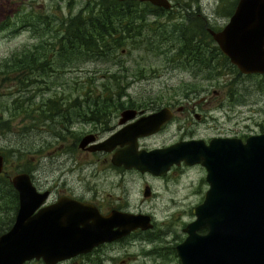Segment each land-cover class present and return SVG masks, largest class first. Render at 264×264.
<instances>
[{"label":"rangeland","instance_id":"rangeland-1","mask_svg":"<svg viewBox=\"0 0 264 264\" xmlns=\"http://www.w3.org/2000/svg\"><path fill=\"white\" fill-rule=\"evenodd\" d=\"M103 2L105 0H0V68H5L3 62L6 60L8 61L5 63H13L32 49H34V54L37 52V56L41 52L50 54L57 49V46L52 49V45L57 44L55 39L62 35L64 23L68 22V19L72 20L74 17L87 19L79 24V28L81 30L93 29L94 20H98L94 18V15L101 14ZM174 2L176 1L174 0ZM181 2H185V0H181ZM175 6L177 11L172 12L171 15L161 13L159 18L151 15L149 17L152 22L151 26L144 28V25L142 33L136 32L131 37L125 36L119 45L109 46L107 50L103 48L102 51L107 54L102 58L86 56L77 62L78 58L75 57L73 63L67 61V64L62 62L63 58H55L56 69L52 72L50 70L35 72L38 79L28 85L27 89L22 83L23 76H17L18 72L7 76L5 73H1L0 149L7 153L9 159L5 164V176L18 170L37 168L40 172L33 169L35 170L34 174L39 173L41 180L47 183V179H50L52 174L43 172V170L56 166H59L58 168L65 167L63 164L65 154L60 153L57 156L58 163H53L52 155L60 152L66 134L70 132L69 136L74 137L82 130L93 128L91 123L70 127L64 119L63 108L67 96L69 98L72 90L75 89H93L95 91L129 89L134 94V98L147 100V98L154 99L165 93L166 90L200 88L203 82L207 83L205 76H235V80L231 78L233 86L223 103L230 109L226 112L228 116L217 110L216 121L211 120L206 124H201L194 129L195 131L179 129L175 121L168 125L164 131L150 139L147 138L146 141L151 142L149 144L167 145L183 135L191 134V132L200 135H212L218 132L247 135L263 130L264 74L241 75L238 74L237 68L230 66L227 69H220V73H215L207 71V68L200 69V67L190 64L192 60H188L189 56L192 58L200 56L181 49V45L184 43L183 39L187 38L192 30L200 33L201 27L197 28L193 24L197 18H193L190 6L184 12H180L182 8L178 9L177 5ZM185 12L187 15L184 14ZM210 18L212 27L217 29L222 28L229 19V17L220 14L212 15ZM168 19L169 21H167ZM201 19L204 22V19ZM160 20L163 21L162 24L168 22V26L163 27ZM82 35L86 36V34ZM116 35L118 34L116 33ZM43 46H49V49L44 50ZM201 48L202 52H206V45L200 44L199 49ZM199 51L201 52V50ZM178 52L186 56H178ZM60 53L63 57L62 51ZM214 55H217L216 51ZM15 56L17 58L11 59ZM27 58L25 57V59ZM102 76H106V78ZM226 79L228 78H221V80ZM239 82H242L243 85L236 87V83ZM61 93L67 96L64 97L62 94L60 97ZM51 99H56L61 104L59 106L57 103L58 110H53V114L59 111L58 115H52V112L46 109L45 103L48 104ZM211 124L216 127L210 128L208 125ZM66 128L70 130L67 131ZM95 168L98 169L100 177L101 172L110 169L111 166L98 161ZM184 169V174L178 171L172 172L177 175L174 180L172 177L170 181L167 176L165 177L168 178L167 180L155 183V190L161 191L162 194L158 197L147 196V198H144L141 188L146 178L150 179L148 175L146 177L139 173L123 174L109 170L106 171L105 176L109 174L106 177L108 181L111 176L114 180L121 181L120 187L116 186L113 194L114 197L116 194L122 196L119 199L120 203H125L126 200L130 203V212H147L153 215L157 229L152 232L148 231L147 235L157 236L158 241L162 239L159 236H166L168 246H172L185 235L182 228L194 218L193 205L198 200H202L208 187L205 180V168L202 165L194 164ZM108 181L100 187L103 189V194H107L110 190ZM147 181L149 182V180ZM172 181H177V189L172 188ZM174 195L183 196L181 203L166 205L165 198ZM130 197L141 200V206L136 204L132 207ZM0 205V224L3 225V222L12 217L15 212L13 209H9L7 202L2 204L0 202ZM138 237L135 235L118 244L120 250L119 253H116L112 264H180L179 258L172 248L163 249L161 252L147 253V243L132 242ZM105 263L111 264L110 261Z\"/></svg>","mask_w":264,"mask_h":264},{"label":"water","instance_id":"water-1","mask_svg":"<svg viewBox=\"0 0 264 264\" xmlns=\"http://www.w3.org/2000/svg\"><path fill=\"white\" fill-rule=\"evenodd\" d=\"M151 1L166 4L165 0ZM210 32L241 72L264 73V0H239L225 25ZM169 117L170 112L163 108L122 126L89 148L115 149L113 164L153 174L182 162L202 165L208 187L202 201L193 207L194 218L183 228L185 237L176 244L180 264H264V132L244 139L189 138L140 148L138 137L154 133ZM92 139L87 135L81 144ZM3 162L0 152V171ZM11 182L18 193V208L11 226L0 233V264H23L34 257L52 264L98 242L151 225L147 213L116 209L98 214L91 222L84 204L69 205L62 198L40 206L47 191H38L27 172H16ZM78 206L80 215L63 213V209L74 211Z\"/></svg>","mask_w":264,"mask_h":264},{"label":"flooded vegetation","instance_id":"flooded-vegetation-1","mask_svg":"<svg viewBox=\"0 0 264 264\" xmlns=\"http://www.w3.org/2000/svg\"><path fill=\"white\" fill-rule=\"evenodd\" d=\"M175 1L176 2H174V0H165V3L167 4L166 5L156 4L151 0H105V2L102 3L103 8L100 11L101 14L94 15V18L98 19L97 21L94 20V23L97 27L103 28L107 26V22L109 21L108 19H111L114 29L118 27L122 31L125 30L126 32H129V35L132 36L134 34L132 33L133 31L142 33V29H140L139 31L138 28L139 23L140 28H143L141 27V24H143V26L145 25L144 28H147V26H151L152 22L149 19L151 15L159 18L161 13H164V15H171L172 12H176L177 9L175 8V5H177L178 9L182 8L180 12H184L190 6L192 8L191 14L193 15V18H197L193 21V24H195L197 28L201 27V31L200 33H198L197 31L192 30L189 36L183 39L184 43H182L181 49H185V47L200 48V44L211 45L215 49L217 43L213 38L210 30H218L221 28L217 29L212 27L210 16L220 14L230 17L233 14L239 0H185V2H181V0ZM186 1L188 2L186 3ZM110 5H112V8L109 7ZM141 5H143L144 7H139ZM184 14L187 15L186 12ZM104 15H107L108 17H103ZM201 18L204 19L205 23ZM73 19L76 18L74 17ZM73 19H68V22L72 21V23H75V20ZM76 20L79 26V24H81L83 21H86L87 19L77 18ZM167 21H169V19ZM162 22L163 21H161V24ZM162 25L163 27L168 26V22H164V24ZM120 30L117 31V34ZM86 32L82 33V30L79 28V33L76 35V38H80V40L78 39V41H73L74 44L72 43L71 46L78 45L81 48L92 46L102 49L112 46L108 42H104V40H85L84 35L82 34ZM195 43L199 44L196 45ZM118 44V41L115 40V45ZM188 52H192L198 56L201 55L199 49L189 50ZM193 59L194 58H192L191 56L188 57V60ZM78 61L79 60H77V62ZM233 68L237 67L234 66ZM238 74L242 75L253 73H243L239 71ZM224 77H227L228 79L221 80V78ZM204 78L206 79L207 83L203 82L200 88L166 90L165 93H162L154 99L147 98V100L134 98V94H132L129 89H102L100 91H95L93 89H75L72 90L71 96L69 98L66 94L61 93L60 97H62V94L64 95V97L67 96L66 104L63 110L65 112L64 119L66 120L68 125H70V127H73L74 125L81 126L85 125L86 123H91L93 128L91 130H82L78 132V134H76L74 137L69 136L70 132L66 134L65 142L62 148L59 150L60 152L52 155L53 163H58L57 156L60 155V153L65 154L63 163L65 164V167L58 168L59 166H56L51 169L43 170V172H48L50 175L52 174V177L50 179H47V183H45L46 181L41 180L39 173L37 175L34 174L33 171L35 170L37 172H40L37 168L18 170L16 172H27L31 178L33 185L38 191H47L46 198L40 206H46L56 203L59 199L62 198H64L63 201H65V203L69 205H72V203L74 202L84 204L88 208L87 220L91 222L95 220V217L98 214L107 215L113 209L130 212V203L127 202V200L125 201V203H120L119 199L122 196L116 194V197H114L113 194L115 189L117 188L116 186L120 187L121 181L119 179L114 180L112 176L108 181L106 177L109 176V174H106L105 176L106 171L112 170L115 173L120 172L123 174H127L130 172L133 174L139 173L146 177L148 175L150 179L146 178L143 183V187L141 188L142 194L143 196H145L144 198H147V196L158 197L162 194L161 191L155 190V183L167 180L168 178H165L167 176H169L170 181L172 180V177L174 180L177 175L172 174V172L178 171L181 174H184V168L190 167V165H186L183 162L179 165L173 164L167 171L161 174H153L150 171H139L138 169L133 167L126 168L123 165L113 164L111 162V157L115 149H90L89 146L103 140L122 126L134 122L137 119L151 113L158 112L163 108L168 109V111L170 112L169 119L163 122L160 128L154 133L138 137L140 148L144 147L149 149L165 145L149 144L151 142H147L146 139H150L161 131H164L168 125L173 124L175 121L177 122V126L179 129H190L191 131H195L194 129H196L201 124H206L211 120L216 121L217 110H220L221 113H224V115L228 116L226 112L230 111V109H228V107L223 103L224 98L226 97L227 93L230 92L231 87L233 86L232 79L235 80V76H205ZM237 85L240 86L243 85V83H236V87ZM55 100L56 99H51L48 103L50 105H53V107L58 110L56 107L57 105L55 104L59 102ZM126 110H129V112L123 114V112ZM58 113L59 111L54 112L53 115H58ZM129 114L130 117H125L127 115L129 116ZM225 120L229 121V119L226 118ZM208 126L210 128L216 127L214 124ZM66 129L67 131L70 130L69 128ZM260 132H264V129L260 130ZM87 135L93 136V139L89 142L81 144L82 140ZM247 135H231L227 132H218L212 135H200L193 134L191 132V134L189 135L181 136L180 138H178V140L189 138H203L208 141L211 137L214 136H239L244 139ZM0 152L4 157L3 168L0 171V180H3L4 178L1 177V174L5 176V164L7 163L8 159L1 149ZM98 161L105 162L106 164L108 163V165L111 166L110 169H105V171L103 170L101 172V178L98 175V169L95 168ZM53 165L55 166V164ZM186 171H188V169ZM16 172L11 175H6L5 179L10 182V185L16 192L18 208V193L11 182V177ZM147 180H149V182ZM107 181L110 190L107 192V194H103V189H101L100 187L105 185ZM172 183V188L177 189V181H172ZM195 194L197 195L198 191L195 192ZM129 199H131L132 201V207H134L136 204H139V206H141V200H136L135 197H130ZM182 199V195L166 197L165 204L169 206L175 204L178 205L179 203H181ZM201 201L198 200L196 203H194L193 207ZM80 207L81 206H78V208H76L74 211L72 209H63V213L67 215L68 213L74 212L80 215ZM17 208L15 209L14 218ZM147 214L150 215L151 225L149 227L144 229L140 227L134 228L128 233L121 235L120 237L112 240L98 242L85 251H80L74 255L58 260L52 264H107L105 263L106 261H110L112 264L113 260H115L116 253H119L120 250V248H118V244L120 242H124L125 240H129L135 235H138L139 237L137 239H133L132 242L135 243L137 241L140 243H147V253H153L154 251L161 252V250L168 248H172L176 253V244L182 241L185 235L182 236L179 241L173 243L172 246H168L166 236H159L162 239L158 241L157 236L147 235L148 231L152 232L157 229V227H155L153 215L149 213ZM14 218L11 221V224L13 223ZM81 225L82 224L80 223L79 226ZM8 228H6L5 230H7ZM182 230L184 231L183 228ZM142 233H145V235H142ZM23 264L48 263H46L42 257H34L25 260Z\"/></svg>","mask_w":264,"mask_h":264},{"label":"trees","instance_id":"trees-1","mask_svg":"<svg viewBox=\"0 0 264 264\" xmlns=\"http://www.w3.org/2000/svg\"><path fill=\"white\" fill-rule=\"evenodd\" d=\"M110 8H112V5L109 6ZM107 15H104L103 17H106ZM108 17V16H107ZM106 19V18H105ZM75 20V23H72V21L70 22H66L64 23V31H62V35L60 37H58L56 40L55 45H52V49L54 47L57 46V49L53 50L52 52H50V54H41L37 56V52H35L34 54V49H32V51H27L25 52L24 56L22 58H18L17 60H15L13 63H5L3 62V65L5 68H0L3 70H0V75L1 73H5L6 76L8 74H12V73H17V76H23L22 79V83L23 85H25V89H27V86L32 84L33 82H35L36 79H38L35 75V72H47L48 70H50L52 72V70H55V58H63L62 62L64 64H67V61H69L70 63H73V59L75 57L78 58V60L80 58L86 57V56H91V58H102V56H104L105 54H107V52H103L102 48H98V47H80L78 45H72L73 41H78V39L80 40V38H76V35L79 33V26L77 24V20ZM109 21L107 22V26L103 27V28H99L96 26L95 23H93V29L92 28H87V29H83V32H86L84 34H86V36H84L85 40H104V42H108L110 45H115V40L118 41V43L120 44V41L125 37V36H130L129 32H126L125 30L122 31L120 30L118 27L116 29L113 28L112 25V20L108 19ZM34 26V24H32ZM141 27H143V24H141ZM139 31L140 29V23L138 25ZM119 31L118 35H116L117 31ZM132 33H136V31H133ZM74 44V43H73ZM118 44V45H119ZM60 46V47H59ZM207 46V50H205L206 52H202V48H196V47H189L186 48L184 50H186L187 52L189 50H201V55H199L200 57L194 58L190 64H192L193 66H198L200 67V69L202 68H207V71L210 72H215V73H220V69H227L230 67H234L233 64L230 63L228 57L220 51V49L218 48V46L216 45V48L214 49L213 46L211 45H206ZM209 48V50H208ZM44 50H48L49 46H43ZM51 49V50H52ZM108 48H106L107 50ZM64 54L63 57H61V52ZM215 51L217 53V55L215 54ZM48 52V51H47ZM55 52V53H54ZM180 55H184L181 52H178V56ZM186 56V55H184ZM25 57H28L27 59H25ZM17 58V56H15L14 58L12 57L11 59H15ZM41 78V77H40ZM106 78V77H105ZM109 78V77H108ZM105 87H107V85H105ZM16 100V99H15ZM46 104V109L47 111H51L52 115H53V110H56L55 107H53V105H50L49 103H45ZM60 105V103H58ZM57 105V103L55 104ZM49 106V107H48ZM49 117V115H48ZM51 117V116H50ZM4 154L7 157V153L4 151ZM9 160V159H8ZM1 177L4 178L3 180H0V202L8 203V207L9 209H13V211L15 212V209L17 208V195L15 190L12 188V186L10 185V182L5 179V176L1 174ZM1 206V205H0ZM14 215L10 218H8V220L3 222L0 224L1 228H0V232L4 231L6 228H8L10 226V222L13 220Z\"/></svg>","mask_w":264,"mask_h":264}]
</instances>
